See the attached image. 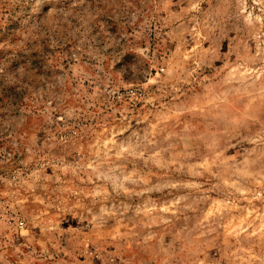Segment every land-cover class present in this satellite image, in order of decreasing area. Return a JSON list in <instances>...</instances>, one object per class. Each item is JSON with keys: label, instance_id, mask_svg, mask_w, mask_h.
Masks as SVG:
<instances>
[{"label": "rangeland", "instance_id": "1", "mask_svg": "<svg viewBox=\"0 0 264 264\" xmlns=\"http://www.w3.org/2000/svg\"><path fill=\"white\" fill-rule=\"evenodd\" d=\"M0 264H264V0H0Z\"/></svg>", "mask_w": 264, "mask_h": 264}, {"label": "built area", "instance_id": "2", "mask_svg": "<svg viewBox=\"0 0 264 264\" xmlns=\"http://www.w3.org/2000/svg\"><path fill=\"white\" fill-rule=\"evenodd\" d=\"M17 227H18L19 229H21V228H22V222H20V223L17 225Z\"/></svg>", "mask_w": 264, "mask_h": 264}]
</instances>
